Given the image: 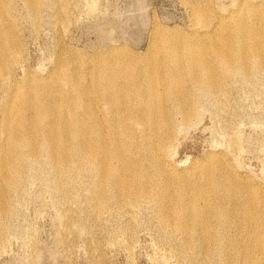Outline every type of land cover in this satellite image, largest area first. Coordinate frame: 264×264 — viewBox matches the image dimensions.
I'll list each match as a JSON object with an SVG mask.
<instances>
[{
	"label": "rangeland",
	"instance_id": "1",
	"mask_svg": "<svg viewBox=\"0 0 264 264\" xmlns=\"http://www.w3.org/2000/svg\"><path fill=\"white\" fill-rule=\"evenodd\" d=\"M66 1L41 0V19L24 0H13L2 10L4 14L10 9L0 27L12 31L20 60L6 72L9 80L8 76L0 79V200L2 195L6 198L3 208L0 204V217L4 216L0 218V264H249L252 260L242 257L238 240H247L252 252L264 250L249 239L258 225L257 215L264 212V52L251 49L248 63L238 55L233 62L226 56L217 59L220 87L209 86L207 74L191 67L194 115L190 116L176 92L166 93L164 108L153 106L155 95L147 92V80L133 92L129 104L101 99L105 90L114 91L106 88L105 76L100 84L106 89L98 86L96 73L100 60L121 49L145 58L155 20L166 29L178 27L181 37L193 40L205 31L211 39L221 18L247 16L249 37L259 27L254 15L264 17V0H217L214 19L205 18L204 25L195 21L192 2L182 0H77V6L76 0ZM64 2L76 8L63 10ZM137 4H145V9ZM139 18L147 23L137 25ZM37 19L40 26L34 23ZM257 42V37L246 39L248 47ZM67 58L66 83L57 85L73 92L75 107L68 114L67 109L60 112L71 120L82 119L83 126L68 157L63 150L44 145L38 130L31 149L29 140L15 139L14 129L2 131L6 112L19 122L24 109L20 98L26 89L46 86L59 73L57 62ZM125 80L128 86L132 83L131 78ZM87 90L94 101L87 99ZM141 98L149 105L136 111ZM159 109L170 113L175 125L176 134L166 149L164 132L151 128L157 123L154 111ZM47 124L44 119L40 127ZM84 141L92 146L83 147ZM2 145L10 146L11 154L21 161V171L9 186L10 164L1 167ZM195 184L203 185L211 205L226 212L221 226L214 227L216 243L207 248L185 241L176 225L178 203L167 200L170 193L172 198L182 191L190 196ZM229 207L237 212L234 218L227 216ZM253 263L264 264V257Z\"/></svg>",
	"mask_w": 264,
	"mask_h": 264
},
{
	"label": "bare ground",
	"instance_id": "2",
	"mask_svg": "<svg viewBox=\"0 0 264 264\" xmlns=\"http://www.w3.org/2000/svg\"><path fill=\"white\" fill-rule=\"evenodd\" d=\"M12 1L13 0H0V25L4 24V22H2L3 16L6 13V11L10 10L9 8H6L7 10L3 14L2 12L5 10L4 7H6L7 5L9 6L12 3ZM251 1H254V0H251ZM24 2L26 3L27 7L32 11V13L35 15V17L39 18V15L42 14V13L39 14V7H38L41 0H24ZM183 2L184 3L188 2V4L189 2L190 3L192 2L194 6V17L196 19L195 21H198V23L202 22L203 24L205 22L204 21L205 18L214 19L215 7H216L215 4L217 0H182V3ZM76 3H77V0L74 4L75 6L79 4V1L77 4ZM141 3H143V1ZM137 5H139V7L141 6V10L145 7L144 6L145 4H137ZM70 6H72V4L71 5L65 4L63 10L65 9L68 10V7L71 9L75 7V6L74 7L73 6L70 7ZM59 10L62 11V8L61 9L59 8ZM59 17H60V20H62L61 16ZM254 17H256V20L258 21L259 27L257 30H254V32L252 31V34L249 37H247V34L249 32L248 28L250 25H249L248 17L246 16V17H242L239 19L236 18L230 21L228 20L224 21L225 19L223 20V18H221L220 23L218 24V29L214 32L211 39L206 38L207 34L205 33L206 32L205 31L203 32L204 34H195L197 36H196V39H193V40L191 39L188 40V39H184L183 37H181V30L178 27L170 26L171 29L169 28L166 29L167 26L163 27L164 25L162 26V22L154 19L155 21H153L154 24L152 25L151 33L149 36L150 43H149L148 50H147L148 52L145 58H141V56L138 57L137 54L131 53V51L129 50L127 51V50L121 49V51L116 52L113 55H110L100 60L101 69L96 73L97 75L96 83L98 84V86L104 87V85L100 84V81L103 78V76H105L106 77V82H105L106 88L111 89L112 91H114V93L110 94L107 92V90H105L103 93L99 95V98L101 99L109 98V99H112L114 103L117 99H121V102L123 104L124 103L129 104L130 101L134 99V97L132 96V94H134L133 92L138 91V88L140 87V83L143 82L144 80H147L149 82V85H147V88H146L147 92L153 96L155 95V100L152 101L153 106H160L164 108V105H166V101H165L167 97L166 93L176 92V94L178 93L179 102L180 103L182 102L184 106H187L186 115L188 116L194 115L193 111H191V105L194 103V96L190 91L192 80L189 79V74H188L189 71H192L191 67L196 68L198 72L200 71V72H204L205 74H207L206 83L209 86L211 87L219 86L220 87L221 81L216 75L217 62L219 61V60L217 61V59L221 58L222 56H226L227 58L230 59L231 62H233V59L238 55L242 58V61L248 63L249 56L252 53L251 49H253L254 51H257V52L259 51L263 53L264 52V17L262 16L261 13L260 14L258 13V15L255 14ZM39 19L35 20L36 22L34 23L38 22L37 25H39L40 23V21H38ZM144 20L139 18L138 21L137 20L135 21H137L136 24L138 25V24H143ZM145 23H147L146 20H145ZM256 37L258 38L257 45H255L254 47H248L247 46L248 44L246 43V39L256 38ZM17 43L15 42V37L10 29H8L7 27L6 28L0 27V79L3 77L4 79H6L7 76L9 75V74H6V72H8V70L10 72L11 71L10 68L12 69L13 67V66L11 67V64L16 65V63L20 60V59L19 60L17 59L18 58L17 55L19 54H16V53H19L16 50L17 47L19 46V45L16 46ZM155 44H156V47H154ZM158 53H160L161 57H159ZM9 55H11L12 58H10ZM11 60L13 62H11ZM59 62L60 60L55 65L57 66L59 73H57L56 77L51 76V79L49 80L48 84H46V86L43 87L41 85H37V88L33 90L30 88H27L26 92L23 93L20 99L24 102V109H22L21 112H19V115H20L19 122L12 121V118L9 112L5 113V122L3 124L4 130L2 131L6 130V132L7 131L9 132V130L14 129L15 139L20 140V141L22 140V142H25V143L27 140H29L30 145L28 146V148L30 147L31 149L34 146L32 145V142L37 141L36 133L38 130V135L42 136L44 145L51 147V149L57 152L59 150H63V152L66 154L65 156L68 157L67 155H69L71 151L70 147H74L75 145L73 143V139L79 137L80 132H82L80 131V129L83 128V126L81 124L82 119L75 118L71 120L68 115L66 116L65 114L60 112L62 109L64 110L67 109V111H64L67 114L68 112H72L73 108L75 107V103H74L75 98H74L73 92H69V91L64 92L61 89H59V85H57L61 82L62 83L65 82L63 80H65L64 78H66V76L68 75L67 72H65V70L70 71V69L67 70L68 65L70 63V59L67 58L66 60L64 59L62 63L61 62L59 63ZM86 69H88V71L90 70L89 68H86ZM251 73L252 72H250V74ZM75 75H77V72ZM9 76L7 78L8 80H9ZM11 77L13 76L11 75ZM126 77L128 78V80H130V78L132 80V83L129 86H128L127 81L125 80ZM15 81H16V78H15ZM87 81H91V80H87ZM72 84L74 85V83ZM63 86L65 88V85ZM160 86L162 87V90H159ZM85 93L87 94V99L93 100L94 96L91 91L87 90ZM141 99L142 100L136 102V106H137L135 107L136 111L143 109L147 105H149V103L145 99L143 98ZM9 106L11 105L9 104ZM175 108H176V105L174 106V109ZM160 111L162 112V114L166 112V111H163L162 109L161 110L159 109L158 112L154 111L155 112L154 118H157L156 119L157 123L154 125V122H153L151 125L152 126L151 128H153V130L155 131L162 130L164 132L161 139H162L163 148L166 149L167 147L170 146V144L173 141L172 139L176 134L174 133L175 125H174V122L172 121V118L170 117L171 116L170 113L169 114L165 113L163 114V117H161ZM17 113L16 115H18ZM99 116L101 117V115ZM44 119H48V124L46 127L44 126L40 127V122ZM88 127L94 130L95 126L90 125ZM39 131H40V134H39ZM159 132L161 133V131ZM7 134L9 135L10 133H7ZM106 134H107V131H106ZM153 134L156 135V132ZM59 136L61 137L65 136L66 139L60 140ZM4 143H1V144H4ZM81 143L83 147L88 148L92 146L90 141H84ZM168 154H166V156H168ZM1 156H2L1 158L2 166L1 167L7 168L9 167V165L6 167L5 164H10L9 175L6 178V185L9 186L16 179L15 178L16 174L21 171V166H20L21 161H18L17 158H14V156L11 154L10 146H7V145L4 148L3 154ZM84 171H86V169ZM170 171L172 170L170 169ZM69 182L71 183V180ZM59 188L60 187H58L57 189L59 190ZM192 190H193V193L190 196L186 194V192L182 191L178 195L177 198H172L171 193H170L167 196V200H170V202L176 201L178 203L177 208H178L180 217L176 225L180 227L181 231L184 233L185 241H189V242L196 241L198 245L199 244L205 245L206 248L211 247L213 244L216 243L217 236H218V232H216V230L214 231V227L217 225L221 226L220 224L222 221L221 216L222 215L225 216L226 212L223 209H219L211 205L210 201L208 200V197L204 195L205 193L203 191L204 190L203 185L195 184L194 186H192ZM217 195L218 194L215 193L214 198L215 197L218 198ZM1 197H2V200H0V204L2 205V208H3L6 204V198L3 195ZM132 200H134V202L138 201L136 197L132 198ZM254 203H255V200H254ZM128 206H130V204ZM166 211L168 212L166 214L170 215L169 209H167ZM228 211L229 212L227 213V216H229L230 218H234L237 214V212H235L233 208L229 207ZM90 212H93V211H91L90 209ZM1 217L4 218V216H1ZM249 218L251 217L245 215V219L247 221H250ZM257 219H258L257 221L258 225L256 228H254L253 233L249 235V239H250V242L253 241L254 244L258 248L262 249L264 248V212H260L257 215ZM260 224L261 226H259ZM238 245L241 249L242 257L247 258L250 261L252 260L249 264H254L253 260L264 257V250H259L258 252H252L249 247V244H247V240H238Z\"/></svg>",
	"mask_w": 264,
	"mask_h": 264
}]
</instances>
